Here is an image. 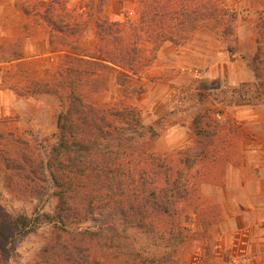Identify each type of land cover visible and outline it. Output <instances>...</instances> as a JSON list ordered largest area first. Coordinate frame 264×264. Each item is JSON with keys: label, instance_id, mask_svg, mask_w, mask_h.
<instances>
[{"label": "trees", "instance_id": "trees-1", "mask_svg": "<svg viewBox=\"0 0 264 264\" xmlns=\"http://www.w3.org/2000/svg\"><path fill=\"white\" fill-rule=\"evenodd\" d=\"M66 1L35 7L23 1L20 7L47 23L50 51L63 55L50 79L39 75L30 81L32 93L58 100L50 149L0 125V214L10 231L3 253L8 256L22 240L41 233L40 264H172L201 234L188 226L190 170L218 161L230 148L231 129L215 117L218 109L206 106L194 115L193 145L157 152L160 131L143 122L134 77L166 42L183 45L201 27L236 42L238 13L227 0H137L135 17L114 20L102 14L109 0L87 2V10L75 15L65 12ZM87 28L95 34L90 43L79 40ZM60 35L62 43L55 40ZM10 40H0V62L21 63L24 48ZM5 45L12 47L8 54ZM261 52L252 65L255 80L233 87V99L257 104L264 96ZM111 79L112 95L119 96L102 102L100 93ZM196 212L207 225L205 210ZM138 230L168 243L163 250L140 249L131 236ZM0 264H10L1 252Z\"/></svg>", "mask_w": 264, "mask_h": 264}, {"label": "rangeland", "instance_id": "rangeland-1", "mask_svg": "<svg viewBox=\"0 0 264 264\" xmlns=\"http://www.w3.org/2000/svg\"><path fill=\"white\" fill-rule=\"evenodd\" d=\"M23 1L35 7L48 0H0V14L8 13L9 17V27L0 34V40L20 43L26 56L21 63H6L0 70V90L11 92L0 99V125L48 151L57 130L58 100L50 93H32L30 81L39 75L50 79L63 52L50 51V27L34 13L23 14ZM87 2L93 0H67L64 10L75 15L78 9L87 10ZM227 4L238 13L236 42L233 36L224 39L201 27L183 45L166 42L157 58L134 77L141 87L137 103L143 122L160 131L154 141L157 152L176 153L193 145L194 115L206 106L218 109L215 117L227 122L231 129V145L222 157L212 165L204 161L190 170L194 186L192 197L186 202L188 226L201 234L189 240L172 264H264V96L257 104L252 100L237 101L231 95L232 88L242 82L228 83L226 76L205 79L210 67L218 72L222 64L229 73L233 70L231 64L239 58L255 73L252 65L256 64L254 57L260 48L264 59V0H227ZM102 14L114 20H124L126 15L135 17L137 0H109L103 5ZM252 31L258 43L255 53L248 38ZM61 36L55 38L59 43L64 40ZM94 36L93 29L87 28L80 33L79 40L90 43ZM231 44L235 45L233 51ZM11 49L9 46L5 53ZM254 80L255 77L243 82ZM109 82L110 87L100 93L102 102L119 96L112 95L116 91L115 80ZM197 207L205 210V226ZM9 233L0 214L1 256L7 257L10 264H40L38 250L43 235L25 238L6 256L3 247ZM131 236L143 250L150 245L163 250L168 243L140 230Z\"/></svg>", "mask_w": 264, "mask_h": 264}, {"label": "crops", "instance_id": "crops-1", "mask_svg": "<svg viewBox=\"0 0 264 264\" xmlns=\"http://www.w3.org/2000/svg\"><path fill=\"white\" fill-rule=\"evenodd\" d=\"M9 27V21L8 18H6V13L0 14V34H2L4 32V29H8ZM250 42L254 45V50H252V52H256L257 50V41H256V36L254 34V32H250L249 37ZM243 38L240 37V41H242ZM163 47V46H162ZM161 47V48H162ZM6 63L4 62H0V70L1 68L4 67ZM217 66L219 65L218 63L216 64ZM230 65V64H229ZM233 70H231L229 73L225 72V66L222 68V64H221V71L215 72L213 67H210L208 71L205 72L206 76L205 79H209V80H215L217 78H222L224 76H226V79L228 81V83H232V84H237L243 81H248V80H252L255 77V73L254 71L251 69V67L245 62L244 59L239 58V59H235L234 63L231 64ZM230 65V66H231ZM239 68V69H238ZM228 75V77H227ZM1 81V79H0ZM11 92H7V91H3L0 90V99H4L7 98L9 96Z\"/></svg>", "mask_w": 264, "mask_h": 264}]
</instances>
